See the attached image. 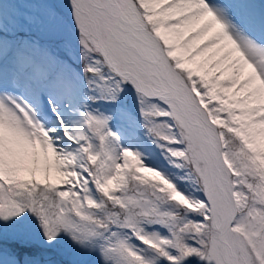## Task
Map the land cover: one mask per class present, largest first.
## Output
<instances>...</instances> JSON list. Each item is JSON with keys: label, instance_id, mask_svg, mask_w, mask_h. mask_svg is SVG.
Here are the masks:
<instances>
[{"label": "snow or ice", "instance_id": "6c2138e0", "mask_svg": "<svg viewBox=\"0 0 264 264\" xmlns=\"http://www.w3.org/2000/svg\"><path fill=\"white\" fill-rule=\"evenodd\" d=\"M260 30L209 0H67L0 16V125L50 149L49 166L21 165L6 144L0 264H264V19ZM69 57L88 100L111 106L84 104L72 123ZM138 124L176 173L122 144Z\"/></svg>", "mask_w": 264, "mask_h": 264}, {"label": "rangeland", "instance_id": "374dc122", "mask_svg": "<svg viewBox=\"0 0 264 264\" xmlns=\"http://www.w3.org/2000/svg\"><path fill=\"white\" fill-rule=\"evenodd\" d=\"M235 4L232 5L234 8L236 14L239 13H248L247 15L254 14L256 16V19L249 24V28L251 30H255L256 34L260 35V22L262 19H264V3H260L259 1L255 0H234ZM211 4L219 5L221 3L216 2L215 0H209ZM67 3V0H0V16H3L4 18H8L10 16H13L17 9L25 6V5H32L35 7H41L45 5H55V6H62ZM243 5L245 6V10L239 12V6ZM221 15H223L222 11L217 8L216 9ZM65 10L61 8V15H63V12ZM239 12V13H238ZM68 69L66 70V76H71L72 78H76L78 80V77L81 79V86L80 88H83V95L85 96V99L81 103L75 102L76 106L78 108H82L84 104H89L92 107H100L102 110L108 109L111 107L107 104H92L91 101L88 100L89 95H94V92H90L89 85L87 78L84 75L83 72V64L79 62L77 59L73 57L68 58ZM94 87V86H93ZM23 89V88H22ZM13 93L16 95H22L23 91L18 89H12ZM27 94V93H26ZM79 104L81 106H79ZM71 112H74L73 109H71ZM79 111V110H78ZM77 113V109H76ZM78 114V113H77ZM137 118L139 120V114L137 113ZM126 137L131 138L129 143L131 144H138L140 148V152H142L146 158L147 163H151L153 166L159 167L162 171L172 172L176 173L177 170L174 169L169 162L165 159L164 154L157 146V143L154 142L153 137L147 134V130L143 128L142 124H138L137 131L134 135H127ZM6 144L9 147H15L17 150H22L24 152V157L22 158L20 163L21 165H24L28 163V160L26 157L28 155L32 157H39L40 160H42L45 163V166H49L50 162V149L45 148L44 146L37 145L34 143H30L25 140V138L18 133L10 130L5 129L3 125H0V166H2L3 163V157L5 152ZM31 163H36L35 159L31 160ZM25 216L27 219L23 221V224L25 227L28 228H34L35 222L34 218L28 216L27 213H25ZM71 244V241L67 238H63L61 240V243L59 244L60 250H66L68 246ZM11 249L8 246L7 240L5 242L4 246V253L5 256H7L10 253ZM79 264H100V260L96 256H91L82 259Z\"/></svg>", "mask_w": 264, "mask_h": 264}, {"label": "bare ground", "instance_id": "6f19581e", "mask_svg": "<svg viewBox=\"0 0 264 264\" xmlns=\"http://www.w3.org/2000/svg\"><path fill=\"white\" fill-rule=\"evenodd\" d=\"M66 77L69 80H71V82H72V84H73V86L75 88V91H76V88L78 87V80L76 78H72L71 76L70 77L66 76ZM28 95H30V97H32L30 92L28 93ZM84 99H85L84 95L82 96L81 93H77L76 92V100H75V102L76 101H82ZM75 102L73 103V105L70 106V111L67 113V117H68L70 123H72V122H74L75 120L78 119V116H77V113H76V109H78V107L76 106ZM71 109H73L74 112H71L72 111Z\"/></svg>", "mask_w": 264, "mask_h": 264}]
</instances>
